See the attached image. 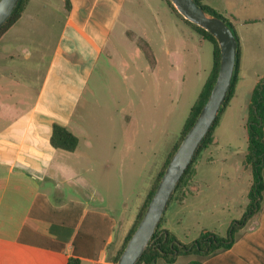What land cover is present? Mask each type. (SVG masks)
Here are the masks:
<instances>
[{
	"label": "crops",
	"instance_id": "crops-1",
	"mask_svg": "<svg viewBox=\"0 0 264 264\" xmlns=\"http://www.w3.org/2000/svg\"><path fill=\"white\" fill-rule=\"evenodd\" d=\"M69 1L66 10L64 0H29L19 20L0 36V264H111L150 190L146 187L131 207L121 191L107 193L110 167L97 173L91 156L78 149L83 133L80 115L89 104L86 88L96 81L104 50L110 64L117 40L130 54L144 53L142 40L153 55L148 37L153 21L148 19L159 20L158 10L166 2ZM201 1L216 11L213 0ZM250 4L251 18L234 28L240 56L228 107L243 86L252 84L251 93L264 77V0ZM151 57L147 59L153 61ZM54 125L77 137L73 152L52 147ZM219 174L235 181L233 187L220 189L222 201L234 193L245 198L239 218L226 221V234L245 213L253 178L243 161L234 173ZM198 178L197 169L194 196L173 202L165 211L163 227L177 238L175 231L182 227L187 210L198 200L206 206L208 196ZM262 178L264 184V169ZM203 264H264V185L259 210L231 247Z\"/></svg>",
	"mask_w": 264,
	"mask_h": 264
},
{
	"label": "rangeland",
	"instance_id": "rangeland-1",
	"mask_svg": "<svg viewBox=\"0 0 264 264\" xmlns=\"http://www.w3.org/2000/svg\"><path fill=\"white\" fill-rule=\"evenodd\" d=\"M250 1L213 0L212 4L234 29L239 21L247 22L251 18ZM158 15L157 21V17L147 18L153 21L148 37L150 35L154 60L147 59L138 50L130 54L117 40V50L111 55L110 64L106 50L99 57L96 81L89 82L86 88L85 100L89 104L80 115L83 133L78 149L91 156L97 173L106 165L110 167L106 191L113 195L121 191L130 207L145 188H151L154 183L181 135L213 64L211 42L202 40L166 3H161ZM251 78L254 75L251 74ZM251 86L249 83L243 86L222 113L213 134L215 144L203 149L195 161V171L198 169L199 178L202 177L198 186L208 197L206 206L198 200L187 210L182 227L175 231L184 243L194 241L202 229L210 227L217 228L216 234L225 236L226 221L231 217L239 218V205L245 198L234 193L222 201L220 189L233 187L235 181L217 176L220 172L234 173L244 160ZM88 142L92 146H88ZM204 157L212 161H204ZM192 183H195L194 177ZM104 184L100 183L103 188ZM225 203L229 204L223 208ZM197 259L179 257L173 264H189ZM156 264L167 263L158 260Z\"/></svg>",
	"mask_w": 264,
	"mask_h": 264
},
{
	"label": "trees",
	"instance_id": "trees-1",
	"mask_svg": "<svg viewBox=\"0 0 264 264\" xmlns=\"http://www.w3.org/2000/svg\"><path fill=\"white\" fill-rule=\"evenodd\" d=\"M29 0H21L12 13L9 20L6 22V24L0 29V36L8 30L15 22L19 20V18L22 15V12L27 5ZM167 4V6L170 8V10L173 12L174 15H176L180 20H182L184 23H186L191 29H193L202 40H207L212 43L213 45V64H212V70L211 74L205 81L194 105L192 106L189 116L185 121V124L183 126L181 135L177 142L174 144L172 149L170 150L162 168L160 169L154 183L152 184L149 193L140 207L135 222L129 231V234L121 247V249L118 251L117 255L113 258L111 264H115L119 255L121 254L123 248L125 247L128 239L134 232L137 224L139 223L156 187L157 184L170 160L173 153L177 149L178 145L180 144L182 138L188 131V129L193 124L195 118L199 114L201 108L205 104L210 91L212 89V86L214 84L217 72H218V65H219V48L218 45L213 38L212 35H210L208 32H206L204 29L186 21L183 19L179 13L176 11V9L173 7L171 2L169 0H164ZM197 4L204 9V11L210 15L216 16L222 20L225 21V23L231 27L232 31L235 34V31L233 29V26L231 22L226 19L225 17L218 14L213 8L205 5L202 3L201 0H195ZM65 2V9H70V1L64 0ZM236 35V34H235ZM237 37V36H236ZM238 39V38H237ZM139 45L142 47L146 58L152 59L151 51L148 47V45L144 41H140ZM239 56L240 51L239 47L237 49V56H236V64H235V71L231 82V87L229 90V94L226 98L225 104L223 108L220 110V113L210 129L207 136L204 138L198 152L196 153L195 157L193 158L191 164L185 171L184 175L182 176L179 184L177 185L175 192L173 194V197L169 203L172 204L173 202L182 203L186 197L189 195H194L195 190L193 189L195 187V183L193 185L192 179L196 174L194 164L199 155L201 154L202 150L207 148L208 146L215 143L213 134L215 132L216 127H218L220 122V116L225 111V109L228 107L230 100L232 99L234 95V90L237 82V70L239 66ZM264 77L258 82V84L255 86V88L252 91L250 103L248 106V116L246 121V131H247V152L244 156L243 164L245 168H249L252 173L253 183L250 187L249 193H248V205L246 207L245 213L242 216L241 219L234 221L230 227L228 228L226 235L221 236L216 234L212 231L204 230L201 232V234L192 242L190 243H184L181 240H179L172 232H170L168 229H165L163 227L164 223V216L162 217L158 228L156 229L152 240L147 247L146 251L142 255L141 259L137 264H156L158 260H163L167 264H173L179 257L184 256H195L197 257V261H191L189 264H203V261L206 258H209L213 255H215L218 252L227 250L231 247L235 240L236 234L245 228V226L248 224L249 220L257 213V211L260 208L261 203V194L263 191V178H262V171L264 169ZM50 143L52 147L56 149H61L67 152H73L78 144V139L75 135H73L71 132H69L66 128L54 125L52 128V134L50 138ZM168 205V207H169ZM167 207V208H168ZM72 264H75L72 263Z\"/></svg>",
	"mask_w": 264,
	"mask_h": 264
},
{
	"label": "water",
	"instance_id": "water-1",
	"mask_svg": "<svg viewBox=\"0 0 264 264\" xmlns=\"http://www.w3.org/2000/svg\"><path fill=\"white\" fill-rule=\"evenodd\" d=\"M21 0H0V29ZM186 21L204 29L219 48L218 72L210 94L170 158L134 232L115 264H137L149 246L185 171L214 125L229 94L235 71L238 39L224 20L210 15L195 0H169Z\"/></svg>",
	"mask_w": 264,
	"mask_h": 264
}]
</instances>
